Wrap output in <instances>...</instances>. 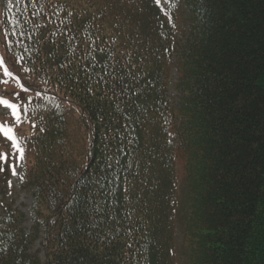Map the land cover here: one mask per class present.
<instances>
[{"label": "trees", "instance_id": "trees-1", "mask_svg": "<svg viewBox=\"0 0 264 264\" xmlns=\"http://www.w3.org/2000/svg\"><path fill=\"white\" fill-rule=\"evenodd\" d=\"M165 2L0 0V264H264V0Z\"/></svg>", "mask_w": 264, "mask_h": 264}, {"label": "rangeland", "instance_id": "rangeland-1", "mask_svg": "<svg viewBox=\"0 0 264 264\" xmlns=\"http://www.w3.org/2000/svg\"><path fill=\"white\" fill-rule=\"evenodd\" d=\"M159 6L163 9H165L167 7L165 0H161ZM172 79L175 82L178 81V72L176 70H174V72H173ZM170 96L175 101H178V98L180 95H179L178 89L175 86H171ZM0 97H2L1 93H0ZM0 112L4 113L5 115L12 116L11 110L4 107V106H0ZM0 123H3V122H0ZM3 124H6L7 126L12 127V125H10L8 123H3ZM0 134L2 136H4L2 133H0ZM16 136H17V134H16ZM17 138L19 139L18 136H17ZM19 143H20V146L23 147V144L20 141V139H19ZM18 155H19V153L16 151V155L13 158L12 162H10V163H16V157ZM25 168H26V163H25V160L23 158V160L19 161V165L16 169L17 175L14 176V175H12V172H11V179L9 181H11L12 186L9 187V184H8V189H7L8 193H7L6 198H8L9 204L12 206V210H14V211L17 210V211H19L25 215V220L22 223V228H24L28 232L32 226L31 209H32L33 204H34V199H33V195H32L33 192L32 191H30V192L25 191L22 188V180L20 179V177H24ZM10 171H11V169H10ZM0 199H2L1 196H0ZM39 249H40V244L37 243L33 249V253H35ZM41 258L43 259V254L41 255Z\"/></svg>", "mask_w": 264, "mask_h": 264}, {"label": "snow or ice", "instance_id": "snow-or-ice-1", "mask_svg": "<svg viewBox=\"0 0 264 264\" xmlns=\"http://www.w3.org/2000/svg\"><path fill=\"white\" fill-rule=\"evenodd\" d=\"M161 0H156L157 5H159ZM0 66H3V60L0 59ZM4 73L6 76H11L12 73L7 70V68L4 69ZM3 83H6L7 81H0ZM23 88V86H22ZM24 91H27L28 89L23 88ZM0 106H4L11 110V114L13 118L19 122L20 119V110L19 106L12 102L9 99H5L3 97H0ZM0 133H2L8 140L12 142V147L19 153V155L16 157V163H9V160L11 159L10 155L8 153H0V172L6 171L5 167L3 165L7 164L8 168L11 169L12 175H17V167L19 165V161L23 160L24 158V148L20 146L19 139L16 136L14 128L7 126L6 124L0 123ZM21 180H23V177H20ZM9 187L12 186L11 181H8Z\"/></svg>", "mask_w": 264, "mask_h": 264}]
</instances>
